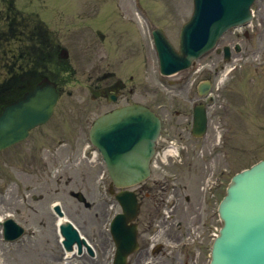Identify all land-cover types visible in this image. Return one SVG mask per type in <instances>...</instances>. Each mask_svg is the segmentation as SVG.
<instances>
[{"label": "rangeland", "instance_id": "rangeland-1", "mask_svg": "<svg viewBox=\"0 0 264 264\" xmlns=\"http://www.w3.org/2000/svg\"><path fill=\"white\" fill-rule=\"evenodd\" d=\"M17 1L19 8H21L27 14L31 15L39 11L41 12V14H43L48 6V16L51 19L50 25L51 28L54 29V34L60 36L61 44H63V46H66L71 51L72 55L78 57V54L83 50L84 42L86 40V37L88 36V33H85L83 29V25L85 22V15L82 14L83 4H90L91 0H69L70 12L68 13L65 5L68 0H63L62 2L60 1V3L57 4H55L52 0ZM144 9L147 10V19L150 23L164 28L165 30H167L168 34L174 38L177 35H175L176 31L179 30L181 25L190 16L191 0H144ZM63 10L64 13H62ZM66 33L68 34V36ZM72 61L74 63L77 62L76 58H72ZM260 101L262 102V104L259 108L262 109L264 116V93ZM232 102L234 103V107L237 108V99L233 98ZM256 102L257 101H250V104L247 107V111L244 114L238 113L235 110V117H231L233 111H231L226 117L221 116L225 132L226 128H231V132L229 135L231 136V140H234V146L232 147L239 150L247 148L244 154L239 155L237 152H232L233 148H229V150L225 148L214 150V148L217 147L215 145V142H211V145H209L205 141L198 142L197 149L190 142H182V145L186 147V150L181 154L182 164L183 166H185V168L181 169L180 174H182V178L181 175L178 176V184L186 185L187 189L179 190L180 197L178 199V202L180 205H183L187 208H193L199 204V201H201L202 206L200 205L199 211H202V216L201 218H199L198 214L193 217L181 214L179 216V219L185 223V226L176 233L179 238H186V236L191 235V230L194 231V228L198 224L199 219H202L203 223L206 222L208 224L216 225L215 218L211 220L209 219V216L212 213V208L215 206V202L218 201V199L223 194V189L215 190L213 193V198L210 200L209 194L205 195L202 188L205 187L206 180H204V177L210 175L212 172H218L219 170H221V168L213 169L210 167V164L226 162L224 170L228 171L231 176L237 169V163L241 162L242 160L249 161L250 157H252L254 154L261 156L264 153V133L260 132L264 129V121L259 120V118L254 115V112H256V110L258 109V107L256 106ZM168 105L174 106L172 102H168ZM165 132L167 133H165L164 136H167L169 139L175 140L176 142L180 143L175 136V132H173L171 129H166ZM211 132L212 138H214L213 131ZM36 145L38 146L39 150L40 143H37L35 140L33 141V138H30L28 141L18 144L13 148L0 153V177H2V179L0 180V188L4 183H10L11 188H13L11 192L12 194H14V183L19 182L16 174L18 172L26 174L27 172L36 170V177H29V180H32L33 183L35 182L37 184L39 180H41L43 183H46L45 191L53 192V190L56 188L55 179L58 177V175L56 174V177L50 180L47 172L48 168H54V163L56 162H59L60 165L63 166V163H65V160H67L66 158L68 155V149L63 152V155L59 157V160L58 158L55 159L51 156L46 155H36V157L34 158L36 153ZM200 150H202V152H200ZM200 159L202 160L199 162ZM49 162H51V164ZM57 166L59 165L57 164ZM176 166L177 165L175 164L173 169H168L166 176L171 177V174H176ZM206 166L207 168H205ZM191 167L199 168L203 171V180H200L198 184L197 180L193 178V175L197 173L198 176H200L201 171H194L193 169L190 170L189 168ZM75 175L76 174L74 173V169L66 171L63 174V179ZM21 180H23L22 176ZM29 180H27V182H29ZM189 181H193L196 185L193 188V192H191V187L187 185ZM68 190V188H64L63 195L61 194L59 196H55L54 194H52V198L53 200H62L64 203L65 211H67L68 214L73 215L76 210L71 206V204L73 203L69 200V197L67 195ZM40 192L41 191L34 192L33 195H38ZM185 194L189 195L192 200L191 203L184 204L183 197ZM1 195L2 194L0 192V196ZM48 197L49 196H45V201L43 202V204H46ZM8 199H13V196ZM1 200L2 197H0V204L4 205L5 210H7L9 205L13 208L18 207V203L14 202L13 200L11 202H3ZM37 206L40 211H42L43 206ZM81 211L83 212V214L92 215L96 210L95 207H93L89 211H86L85 209H81ZM21 216L29 217L30 214L25 209H22ZM74 219L77 222V219ZM202 231L205 232V226ZM47 239L48 238L45 234H41L39 236L38 242L41 248H44L46 246ZM196 242L197 241L193 243V248L185 251L182 254H178L179 261L177 262V264L180 263V260L185 261L188 256L190 257V264H208V251L206 249V245L209 240L204 239L202 243L197 244ZM23 249L24 246L19 247L15 251V254H7L5 257H13L12 261L14 262L16 260L14 256H17L18 252L20 253V251H22ZM174 253L176 252L172 251L171 255L173 256ZM31 263L32 262H28L27 264Z\"/></svg>", "mask_w": 264, "mask_h": 264}, {"label": "water", "instance_id": "water-1", "mask_svg": "<svg viewBox=\"0 0 264 264\" xmlns=\"http://www.w3.org/2000/svg\"><path fill=\"white\" fill-rule=\"evenodd\" d=\"M150 119L155 121L151 116ZM11 120H13V116L8 118L9 124H11ZM3 128V126L0 127V130ZM5 130L7 131V128ZM150 134V132H144L143 135L138 137L133 135L130 136V139L132 140L131 143L134 144L132 151L139 156L133 157L128 163V166H130L131 177L133 179H140L142 178L143 174L147 172L148 157L152 147V134Z\"/></svg>", "mask_w": 264, "mask_h": 264}]
</instances>
